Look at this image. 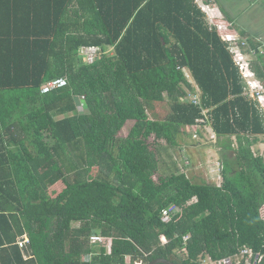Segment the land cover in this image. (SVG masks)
<instances>
[{
    "label": "trees",
    "instance_id": "obj_1",
    "mask_svg": "<svg viewBox=\"0 0 264 264\" xmlns=\"http://www.w3.org/2000/svg\"><path fill=\"white\" fill-rule=\"evenodd\" d=\"M220 37L194 0H0V264H199L264 252V156L251 142L264 119ZM90 46L101 51L85 64ZM161 103L165 119L153 112ZM201 108L218 135L220 186L184 173L156 180L149 140L181 146ZM172 205L182 214L164 222ZM93 233L101 245H90Z\"/></svg>",
    "mask_w": 264,
    "mask_h": 264
},
{
    "label": "built area",
    "instance_id": "obj_2",
    "mask_svg": "<svg viewBox=\"0 0 264 264\" xmlns=\"http://www.w3.org/2000/svg\"><path fill=\"white\" fill-rule=\"evenodd\" d=\"M194 3L198 7V9L205 15L210 29H215L220 33L222 42L227 45L228 51L232 55L235 65L238 67L241 75L246 81V94H248L251 99L258 103L259 110L262 113L264 119V83L256 81L255 73H253L251 68V63L247 59V53L256 54V52L250 48L248 40L242 38L237 34L231 33V25L223 23L222 21L217 22L218 10L214 5L215 0H194ZM100 51V47L96 46L83 47L80 50V55L85 64H93L100 54ZM184 73L188 81L193 84L194 82L188 69H184ZM64 84L65 81L62 80L52 81L44 85L42 89L46 92L53 91L61 86H64ZM190 101L195 105L201 106V98L198 95L191 97ZM78 102L79 105H85L86 107L85 97H79ZM201 109L202 117H200L195 124L185 129L186 135L194 142H200L201 140L203 142L207 141V143L216 145L218 142V135L213 127L211 110L207 108ZM215 165L216 167L214 169H217L215 178L217 177L221 183L223 164L221 161H218ZM209 169L211 171L214 170L211 169V167H209ZM182 210V207L176 205L169 206L161 211V218L164 222L172 221L182 214ZM259 213L261 219L264 221V204L261 206ZM103 239L104 238L101 234L93 233L89 237V243L93 247L99 246L102 244ZM188 239V236L184 237L185 241H187ZM17 243L20 249L23 250L30 244V239L27 235H24L18 238ZM134 264L144 263L142 261H135ZM199 264H264V252H256L249 247H243L234 256L221 260L201 259L199 261Z\"/></svg>",
    "mask_w": 264,
    "mask_h": 264
},
{
    "label": "rangeland",
    "instance_id": "obj_3",
    "mask_svg": "<svg viewBox=\"0 0 264 264\" xmlns=\"http://www.w3.org/2000/svg\"><path fill=\"white\" fill-rule=\"evenodd\" d=\"M248 1H251L248 3ZM264 0H215V6L218 10L219 14V7L220 9H225L229 13L232 14L233 11H236V14L234 16H241V23L244 24L246 27L251 22H254V28L258 31H261L264 29ZM251 4V5H250ZM238 6V7H237ZM239 10H241L239 12ZM243 11L245 13L243 14ZM220 17V16H218ZM206 21V20H205ZM207 22V21H206ZM227 23V22H226ZM256 23V24H255ZM228 24V23H227ZM240 24V22H239ZM241 25V24H240ZM255 31V30H254ZM114 53L113 49L110 48L108 50V55H112ZM255 54H248L247 53V59L251 63V65L257 64L256 56H253ZM246 57V56H245ZM256 81H259L258 77L255 76ZM261 83V81H259ZM264 83V80H262ZM197 90V88L195 87ZM193 97V96H191ZM264 105V103H263ZM79 112H85V105L78 106ZM157 117H161L162 119H165L169 113L170 109L168 104L161 103L157 104V107L153 111ZM152 112H149V115L153 117ZM63 117V116H59ZM58 117V118H59ZM131 126L128 125L127 129L124 130V135H127ZM46 139L48 137H45ZM154 138H151L149 142L153 144L152 146L157 152L158 156V163H159V170L158 173L155 175V179L157 180L160 176L168 177L173 173H179V174H187L189 177H193L194 181L201 182L203 179H209L210 182H213L214 184H217L220 186V180L215 175L217 173V169H214L216 167V163L218 161H221V155L220 151L216 149L215 144L206 143L200 140V142H194L189 137H181V140L179 141L180 145L176 148H170L166 146L165 144H162V146L155 145ZM264 139V136L262 137ZM234 141V140H232ZM263 145L259 143L257 146H254L255 152L264 153V140H261ZM49 143V142H47ZM258 153V154H259ZM228 156H231V153H228ZM211 169L214 170H210ZM108 166L106 163H104L100 167V173L107 172ZM98 170L94 169L93 174L97 175ZM115 176V173L112 174V177ZM114 179V178H112ZM115 180V179H114ZM112 180V181H114ZM47 189H49V193H51L54 190H57L59 187V183H50L47 182ZM73 228H79L80 223H73ZM206 259V258H205Z\"/></svg>",
    "mask_w": 264,
    "mask_h": 264
},
{
    "label": "crops",
    "instance_id": "obj_4",
    "mask_svg": "<svg viewBox=\"0 0 264 264\" xmlns=\"http://www.w3.org/2000/svg\"><path fill=\"white\" fill-rule=\"evenodd\" d=\"M251 1H248V3H250ZM251 5V4H250ZM263 5H264V2H263ZM219 8V14L220 15H218V13H217V17L218 16H220V17H218V20L217 21H219V22H223V23H228L229 25H231L230 26V31H231V33H233V34H237V35H239V36H241L242 38H244V39H246V40H248V44H249V46H250V48L252 49V50H254L255 52H256V54L255 55H253V56H256V59H257V64H254L255 66H258V67H260L262 70H263V73H264V29L263 30H261V31H258V30H256L255 28H254V22H251L249 25H247V27L244 25V24H242L241 23V19H240V17L241 16H234L235 14H236V12H237V10L238 9H236V11H233L232 12V14L231 13H229L227 10H225V9H220V6H218ZM238 7V6H237ZM241 10H239V12H240ZM245 13V11H243V14ZM203 14V13H202ZM204 15V14H203ZM264 18V17H263ZM204 19L206 20V17H205V15H204ZM207 21V20H206ZM239 22H240V24H239ZM207 23V25L209 26V24H208V22H206ZM256 24V23H255ZM215 30V29H214ZM255 30V31H254ZM216 31V30H215ZM222 41V40H221ZM226 45V44H225ZM252 45H254V47H251ZM227 46V45H226ZM228 49V48H227ZM250 55V54H249ZM240 72V71H239ZM254 73V72H253ZM241 74V73H240ZM242 76V75H241ZM256 76V75H255ZM242 79H243V83H244V91H243V96L249 101V102H251V103H253V104H255L257 107H258V103L256 102V101H254L253 99H251L250 98V96L248 95V94H246V92H245V89H246V87H247V85H246V81H245V79L243 78V76H242ZM259 79V78H258ZM259 81H261L262 82V80H260L259 79ZM193 82H194V80H193ZM263 83V82H262ZM193 86H195L196 88H197V86H196V84H195V82L193 83ZM201 98V97H200ZM258 109H259V107H258ZM60 116V115H59ZM58 116V117H59ZM62 118V117H61ZM213 127H214V124H213ZM264 135H259V136H252L251 137V142H253L254 141V139L256 138V139H258V142L256 143V144H254L253 145V147L254 146H257L259 143H261L262 145H263V143H262V141L261 140H264V139H262V137H263ZM234 140H235V138H234ZM204 142H206L207 143V141H204ZM214 146H216V145H214ZM252 150H253V152L255 153V154H258L257 152H255V150H254V148H252ZM258 155H263L264 156V153H259Z\"/></svg>",
    "mask_w": 264,
    "mask_h": 264
},
{
    "label": "water",
    "instance_id": "obj_5",
    "mask_svg": "<svg viewBox=\"0 0 264 264\" xmlns=\"http://www.w3.org/2000/svg\"><path fill=\"white\" fill-rule=\"evenodd\" d=\"M149 264H175V263L171 260L156 259L151 261Z\"/></svg>",
    "mask_w": 264,
    "mask_h": 264
}]
</instances>
